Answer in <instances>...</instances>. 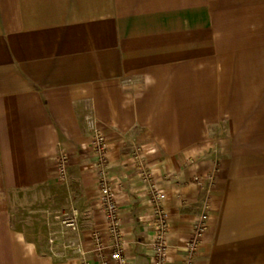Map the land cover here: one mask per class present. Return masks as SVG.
Here are the masks:
<instances>
[{
  "label": "crops",
  "instance_id": "obj_1",
  "mask_svg": "<svg viewBox=\"0 0 264 264\" xmlns=\"http://www.w3.org/2000/svg\"><path fill=\"white\" fill-rule=\"evenodd\" d=\"M88 120L106 138L127 264L154 260L136 148L166 196L170 264L206 196L194 264H264V0H0V264L108 258L93 249V232L109 242ZM57 212L76 229H53Z\"/></svg>",
  "mask_w": 264,
  "mask_h": 264
},
{
  "label": "built area",
  "instance_id": "obj_2",
  "mask_svg": "<svg viewBox=\"0 0 264 264\" xmlns=\"http://www.w3.org/2000/svg\"><path fill=\"white\" fill-rule=\"evenodd\" d=\"M88 125L91 130V150L96 157V175L98 188V210L102 214L106 226L104 234L108 240V244L103 242L101 234L98 232L92 233L94 242V251L101 257L104 252L108 253V258L102 260L100 264H127L126 263V244L123 240L120 220L119 207L115 198V193L112 189L111 181L109 179L107 169L108 160L107 142L105 136L101 133L99 128L92 120H88ZM140 149L136 148L133 152V160L135 162L138 174L148 181L147 195L154 210V227L155 234L151 241V249L154 254L153 264H170V248L168 245L169 222L168 213L163 206L166 198L163 191L149 180L148 171L141 160ZM68 165V158L65 154L60 153L57 158V175L60 180L66 177V170ZM214 174L211 172L208 175L201 177L195 176L193 182L199 187L203 188L204 183H208L207 187L213 182ZM210 210V198L206 196L203 201L202 212L197 221L193 225L192 232L189 239L185 242L183 247L184 258L180 264H194L196 257L202 247L205 235L208 233V218ZM61 224L70 229H76V214H62L58 217ZM81 264H89L83 261Z\"/></svg>",
  "mask_w": 264,
  "mask_h": 264
},
{
  "label": "rangeland",
  "instance_id": "obj_3",
  "mask_svg": "<svg viewBox=\"0 0 264 264\" xmlns=\"http://www.w3.org/2000/svg\"><path fill=\"white\" fill-rule=\"evenodd\" d=\"M30 199L29 198H27V199L23 198L22 201H21L22 208H21L20 213H21L23 219H27L28 215L30 216V217L28 216L29 219L30 218L34 219V218H36L35 214L37 215L38 213H40L36 209L34 210V205L31 203ZM61 215H62L61 212H57L51 217L50 224H51V227L53 229H55V228L58 229L59 228L58 226H62L63 227V225L61 224L60 220L58 219V217H61Z\"/></svg>",
  "mask_w": 264,
  "mask_h": 264
}]
</instances>
